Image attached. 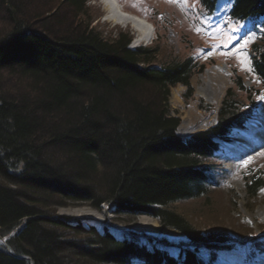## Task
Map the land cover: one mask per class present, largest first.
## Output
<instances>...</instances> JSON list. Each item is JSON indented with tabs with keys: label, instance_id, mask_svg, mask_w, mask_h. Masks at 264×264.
Segmentation results:
<instances>
[{
	"label": "trees",
	"instance_id": "16d2710c",
	"mask_svg": "<svg viewBox=\"0 0 264 264\" xmlns=\"http://www.w3.org/2000/svg\"><path fill=\"white\" fill-rule=\"evenodd\" d=\"M199 2L206 14L217 6V0ZM91 6L89 0H0V264H83L82 258L204 264L199 250L213 258L230 235L223 228L205 231L177 205L216 183L208 161L221 146L216 138L230 141L255 102L243 108L228 88L214 125L178 135L171 87L181 83L184 97L191 95L190 78L204 65L192 55L164 59L158 43L129 47L130 28L104 33L93 25L101 13L92 14ZM228 13L235 20L261 18L264 0H233ZM262 24L249 56L264 84ZM234 81L242 86L240 75ZM248 174L253 196L264 175ZM75 200L97 208L106 203L120 215L149 214L183 233L189 245L174 257L148 247L149 236L72 227L51 211ZM67 228L84 237L67 239Z\"/></svg>",
	"mask_w": 264,
	"mask_h": 264
},
{
	"label": "rangeland",
	"instance_id": "374dc122",
	"mask_svg": "<svg viewBox=\"0 0 264 264\" xmlns=\"http://www.w3.org/2000/svg\"><path fill=\"white\" fill-rule=\"evenodd\" d=\"M118 1L126 10L148 19L155 28L151 42L135 43L141 46L158 43L164 59L192 55L199 64L204 65L190 78L193 87L191 95L184 97L187 88L181 83L171 87L169 104L173 113L181 119L178 135L187 137L214 125L228 88L244 101L241 104L243 108L248 100H254L255 107L245 127H234L228 144L219 139L221 147L208 160L212 163L209 172L215 176L216 183L210 184L204 194L181 201L177 206L205 231L212 227L225 229L231 239L224 244L239 246L247 255L257 256L264 251V185L251 196L246 190V177L250 171H262L264 175V84L253 72L248 50L260 37L262 25L259 23L260 31L256 33L253 29L249 30L253 26V19L229 18L227 11L232 0H218L216 11L211 15L204 12L199 0ZM89 4L92 5V14L97 11L101 13L93 25H98L104 33L116 31L117 27H128L136 38V27L131 22L111 19L101 0H89ZM236 29L248 30L238 34ZM237 75L242 79L240 88L234 81ZM247 142L251 144L250 147L232 155L229 148ZM51 211L68 217L72 227L93 228L98 233L109 229L117 238L128 232L151 236L154 239H148V247L155 245L174 257H178L180 250L189 245L183 233L163 226L156 217L140 213L120 215L106 203L97 208L83 200L68 201ZM141 217L147 225H142ZM70 231H74V228L62 231L69 240L79 241L84 237L70 234ZM223 253L219 250L213 258H209L212 253L202 248L198 255L205 259L204 264L213 260V264H222L220 256ZM133 262L142 264L137 260ZM81 263L92 264L85 258L81 259Z\"/></svg>",
	"mask_w": 264,
	"mask_h": 264
},
{
	"label": "bare ground",
	"instance_id": "6f19581e",
	"mask_svg": "<svg viewBox=\"0 0 264 264\" xmlns=\"http://www.w3.org/2000/svg\"><path fill=\"white\" fill-rule=\"evenodd\" d=\"M101 2L103 3L104 8L107 10V14L110 13L111 19L120 20L123 23L131 22L136 27V31L138 32V35L136 36L135 39L133 38L131 40L129 45H135L136 41L138 42L143 41L144 43V42H151L154 39L155 28L152 22H150L148 19H146L145 17L137 13H133L131 11L126 10L124 6L122 7V4H120V1L118 0L117 1L116 0H101ZM239 142H243V141L240 140ZM219 143L221 145V142ZM223 143L228 144L230 143V141L228 142L223 141ZM250 146L251 144L247 142L237 147L229 148V149L230 151H232V155H234V153L238 154V151H240L239 153H242L247 147H250ZM140 221L141 223H143L142 225H147L146 220L143 219L142 217L140 218ZM142 236H144L146 239L148 235H142ZM152 239L154 238L151 237V240ZM220 247H222L220 251L221 250L224 251L222 256H220V258L223 259V261L221 262L222 264H264V254H261L264 251H262L261 253L259 252L257 256H253V255H247V253H245L243 249H241V247L236 246V245H226V246L223 245ZM135 260H137V262H140L138 259H133V260H130V262L121 263V264H136L135 262H133ZM208 261H210V259ZM208 263L213 264L215 263V260H213L212 262H208Z\"/></svg>",
	"mask_w": 264,
	"mask_h": 264
}]
</instances>
